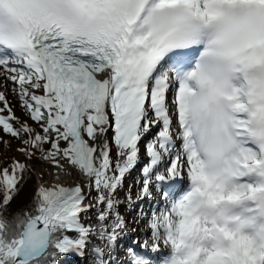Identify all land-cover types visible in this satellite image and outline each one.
<instances>
[{"label": "snow or ice", "instance_id": "snow-or-ice-1", "mask_svg": "<svg viewBox=\"0 0 264 264\" xmlns=\"http://www.w3.org/2000/svg\"><path fill=\"white\" fill-rule=\"evenodd\" d=\"M0 78V264H264V0H0Z\"/></svg>", "mask_w": 264, "mask_h": 264}, {"label": "rangeland", "instance_id": "rangeland-1", "mask_svg": "<svg viewBox=\"0 0 264 264\" xmlns=\"http://www.w3.org/2000/svg\"><path fill=\"white\" fill-rule=\"evenodd\" d=\"M0 90H4V81H3L2 78H0ZM7 95H8L9 101L11 102L12 106L14 107V110H15L16 114L18 116H20L21 119H27V117L24 115L23 109L21 108L20 104L16 105L15 103H12L13 101L16 100V97L13 96V94L11 92V85H8V93H7ZM29 122L31 123V121H29ZM0 135H3V133H0ZM4 139L7 140V139H9V137L4 136ZM17 144H18V141H15V140L12 141L13 151H12L11 155L12 156H16V157L19 156L18 153L15 151V148H16ZM0 151H1V145H0ZM42 167H44V166L37 165V171H40ZM131 173L127 176V178H129V181L124 184V187L122 189H126L127 188V190H128V186L129 185H134L133 188H132V196L135 197L136 194H137L139 185H136L135 182H136L137 179L133 178ZM68 179H70V177ZM51 180H52L51 176L46 175L44 177L45 183H49V182H51ZM122 189L118 193V195L121 198H123L124 195H125V192ZM93 195H94V193H93ZM121 210H124V212H127V211H125V207H124L123 204L121 205ZM146 213H147V209L145 207V209H144V214L145 215L144 216H141V214H137V215H135V217L132 218V222H130V224H132V228L133 229L137 230V231H135V233L140 231V230H143V231L147 230V224H146V220H145Z\"/></svg>", "mask_w": 264, "mask_h": 264}, {"label": "trees", "instance_id": "trees-1", "mask_svg": "<svg viewBox=\"0 0 264 264\" xmlns=\"http://www.w3.org/2000/svg\"><path fill=\"white\" fill-rule=\"evenodd\" d=\"M13 103H15L16 105H18V103H19L18 99L16 98V100L13 101ZM0 153H2L6 157L12 156L11 155L12 151L11 152H5L4 151V148H3V145H1V151H0ZM18 155H19V153H18ZM17 158H21V157L17 156ZM34 179L35 178H34V175H33L30 179L27 180V183L22 188L20 194L13 201V204L11 205L12 208H15L20 202H27V200L30 198L32 192L34 191V187H35V180ZM122 213L125 214V218H126V221H127V224H128L129 223L128 220H129V218L131 216V213L129 211L124 212L123 210H122ZM128 229H129V232H128L129 238H134L135 236H142V232H137L136 235H134L133 232L130 231V227L129 226H128ZM126 242L127 241H124L123 243H126ZM117 254H123V253L118 250L117 253H114V255H117ZM90 259H91L90 257H86L85 260H84V262H83V264H90ZM115 259L117 261H120L118 259V257H115Z\"/></svg>", "mask_w": 264, "mask_h": 264}, {"label": "bare ground", "instance_id": "bare-ground-1", "mask_svg": "<svg viewBox=\"0 0 264 264\" xmlns=\"http://www.w3.org/2000/svg\"><path fill=\"white\" fill-rule=\"evenodd\" d=\"M69 177L67 176H61V180H68Z\"/></svg>", "mask_w": 264, "mask_h": 264}]
</instances>
